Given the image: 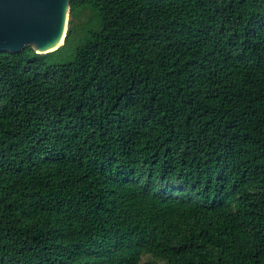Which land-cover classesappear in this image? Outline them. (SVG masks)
I'll return each instance as SVG.
<instances>
[{"label": "trees", "instance_id": "trees-1", "mask_svg": "<svg viewBox=\"0 0 264 264\" xmlns=\"http://www.w3.org/2000/svg\"><path fill=\"white\" fill-rule=\"evenodd\" d=\"M68 4L0 50V264H264V0Z\"/></svg>", "mask_w": 264, "mask_h": 264}, {"label": "water", "instance_id": "water-1", "mask_svg": "<svg viewBox=\"0 0 264 264\" xmlns=\"http://www.w3.org/2000/svg\"><path fill=\"white\" fill-rule=\"evenodd\" d=\"M69 0H0V50L45 53L65 41Z\"/></svg>", "mask_w": 264, "mask_h": 264}, {"label": "rangeland", "instance_id": "rangeland-1", "mask_svg": "<svg viewBox=\"0 0 264 264\" xmlns=\"http://www.w3.org/2000/svg\"><path fill=\"white\" fill-rule=\"evenodd\" d=\"M144 259V258H143Z\"/></svg>", "mask_w": 264, "mask_h": 264}]
</instances>
